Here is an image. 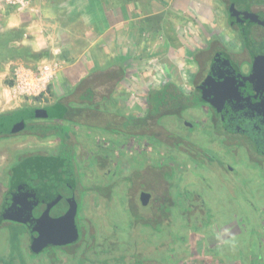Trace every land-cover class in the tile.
Here are the masks:
<instances>
[{
    "label": "rangeland",
    "instance_id": "1",
    "mask_svg": "<svg viewBox=\"0 0 264 264\" xmlns=\"http://www.w3.org/2000/svg\"><path fill=\"white\" fill-rule=\"evenodd\" d=\"M0 1H3L2 4L6 5L4 0ZM173 1L175 5L178 4L177 0ZM223 1L224 0H190L187 6L183 8L185 14H179L178 19H181L179 23H172L174 32L170 30V35L172 37L170 42L173 43L169 46H163L162 40L164 39L163 37H165V30L169 31L168 26H171V24L167 23V29H161L159 25L156 24L154 28L157 27L159 30L154 31L155 29H153L152 32L156 33L154 34L153 40H149V44L152 45L153 48V54H150V52L148 55L147 53L142 54V48H144V46H141L139 43H137L139 51L136 53L134 45L135 40L133 43L131 39H129V43L127 40H124L125 43L122 40L123 46H125V51H123L121 60L123 61L122 65L125 66V75L122 76V79L120 80L118 76L115 78V69L113 68L110 69V71L107 70L106 75L103 74L104 77L106 76L108 78L111 73L113 76L110 75L111 77H109V79L100 77L98 79H93L95 82L91 84L88 83L86 79V87L88 88V86L91 85L95 92L93 102L91 103L93 104L91 107L93 113L95 110H100V112L107 111L115 115L119 111V104H113V102H121L122 104L120 105L123 108L126 107V111L129 113L136 116L144 115L146 110V98L150 96L148 95L150 92L147 94V90L151 88L157 90L162 87L163 83H173L177 88L185 90L186 94H188L189 76L194 70V66L188 63L187 49L189 46V48H193V37L197 36V34L202 36L205 33L217 32V36H221L223 35L221 33H227V31H229L223 13ZM170 3L172 2L170 1ZM160 5L162 6L160 2H154V14L160 11ZM11 6L14 7V5ZM170 18L175 19L174 15H171ZM230 36L232 37V35ZM235 44H228L230 46L228 47L230 49L229 51H232L230 53L236 52V49H234ZM130 49L131 51H129ZM129 52L134 53L131 54ZM124 53H126V55H124ZM65 64L66 63L63 61L56 74V78L52 82L51 87L54 91H52L53 89L51 88L53 94H51L49 100L44 103L46 105L66 96L69 93L68 90L70 91L71 85L74 83V90L77 88L79 89L78 86L84 83V81H82L83 79H79L80 81L77 82V77H75L73 81V77H66L67 69H65V66L67 64ZM9 67L10 65L8 66V63L4 60L0 61V96L5 87V82L2 78H4L3 76L5 74L9 73ZM66 79L71 81L68 85H56L58 82L62 83ZM119 80L120 82H118ZM2 98H0V114L27 105L6 104ZM193 105L194 107L199 106V104ZM32 106L36 105L34 104ZM149 106L151 109V105ZM75 108L76 109L72 111L73 113L68 116V119L61 122V124H66L65 126L60 127L59 124H56L53 125L55 126L54 129L47 130L48 132L54 131L55 135L59 137L64 133L71 132V139L74 144L72 147L68 144L67 148H75V150H78L80 153L76 152V154L78 153L79 159L83 161L86 157V155L83 157L82 154L83 152L84 154L86 153L87 147L83 145V143L87 140L85 136L87 129L83 126L80 127L79 123L82 122L81 117H83V113L85 112H83V109H79L81 106ZM191 109H189V107L186 109L183 119L190 123H200L202 121V123H204V120L201 119L203 115L199 109ZM92 111H90L91 114ZM152 111L154 112V110ZM152 111L150 112L152 113ZM150 112H148L149 116ZM169 114L170 115L160 116L158 124L156 123L157 118L154 119L152 117V124H148V135L152 132L153 139H150L148 136V138H144L142 141L131 142V147L125 146L123 148L128 152V157L125 159L122 158L120 170L116 173V177L121 179V182L118 183L115 191L121 192L122 195H126V192L129 191L130 185L128 181L125 182L123 178L131 174V168H133V163H135L132 159L134 153L138 161L144 157L149 159L152 158V163L155 166L153 170L150 168L151 165L147 164V174L146 171L138 174L134 173L133 181H135L137 185L141 183L145 185V191L151 194V207H149V209H152L153 206H158L159 208V206L169 204L170 211L165 213V220L157 221L161 222V225L157 230L154 229L155 227L153 228V232L150 233L147 244L143 243L145 233L142 234L143 231H146V228H144L140 222L138 228L134 229L133 227V232H136L134 236L126 238L124 235H126L127 232L122 231V237L119 239L120 242H118V239L114 236L105 238L107 243L105 248L107 251H104L102 245H100L101 253L99 257L101 259V256L113 258L119 257L121 254H126L131 248L129 241L136 242L135 236L137 234V236L141 235L143 242L141 239L138 240L137 248L135 250L131 249L130 251H136L135 255L140 258L143 254L149 256L150 258L147 260V264H157L153 258L159 252H161L159 256L161 263H166L168 261L167 263L170 264H264V169L256 166L254 162L249 161L244 148L240 145L239 147L236 145L234 146L237 148L234 150L237 151V154L231 157L228 149L213 147L211 146L214 145L213 143H210L211 145L207 143L206 140L210 142L211 139L203 132L199 135L197 134L199 140L197 141L196 134L189 131L186 126H183L182 120L178 121L177 118L174 119L171 117L175 116L173 115L174 112ZM198 118H200V120ZM90 119L91 124L92 121L97 123V125H104L106 123L105 117L103 119L97 118L96 120L93 118ZM124 125H127V123H124ZM202 127L205 126L202 125ZM32 129L36 132L37 125L32 127L29 126L27 131L29 132ZM88 131H90L91 137H89L95 146H97V143L101 144L100 141L102 137L110 139V141L115 139L113 136H109V130H106L105 133L101 132L103 133L101 134L103 135L102 137L99 136V131L95 132L96 130H93L92 132V129ZM33 137L34 136H27L25 132L23 135L14 136L11 139H9L10 137H0V182L6 179L5 173L9 165L13 162L14 155L18 151H55L56 149L62 151L63 149L65 153L67 152L65 148L66 145H60L56 148V137H50L45 141H40ZM232 140L236 139L234 138ZM176 142L182 144V146L179 147L180 154L178 153L179 150H177L178 147L176 148V146H174ZM200 143L201 148L208 151L206 155L215 153V156L221 159L224 166L228 165V163L232 165L231 167L234 172L229 173V179H227V171L213 169L211 163L207 160L208 158L199 157L200 166L199 168H195L194 164L189 162L190 159L181 154L183 152V147L186 148L190 144L197 145ZM151 144L153 145V151L149 150V147H152ZM164 144L167 147L163 146ZM136 145H138V147ZM212 147L215 149L214 152L211 150ZM91 148L94 149L93 146ZM106 148L111 149L110 144L107 143ZM70 162H73V169L74 165L77 167L80 164L79 161L75 162V160H70ZM169 168H171V170ZM114 169L116 170L115 167ZM88 170L85 173V178L89 174L92 179L91 168ZM146 176L148 182L143 181ZM222 179L227 180L223 182ZM84 185L86 188L89 187L92 189L93 183L85 182ZM138 188L139 187L134 185L130 192L134 195ZM81 196L82 192H80V197ZM83 199L84 200L80 198V200H78V218L76 217V225L78 228L80 227L86 230L87 223L79 213L82 211L87 221H91L90 229L96 234L95 237H97V239L101 238V236L109 237L112 235V229H114L113 223H117V227L124 229V226L126 227L130 221L131 217L129 214L130 210L133 211V209L123 205L122 210L119 211V204L116 202L117 199L115 198H112L110 201L103 200V198L96 200L93 193L87 192L86 190ZM173 202L175 204H173ZM134 204L140 207L136 203ZM191 205H195L196 208L201 205L204 206L201 213L208 219L203 222V226L201 222L196 224L193 222L195 218L191 216L194 215L196 211L190 210ZM149 209L141 211L143 213H138L145 215V213L151 211ZM157 216L158 215H154L153 220ZM6 226L7 229L10 230V233H5ZM6 226L2 227L0 230V264L3 261V257H5L4 251L7 246V237L9 240V238H11V233L13 235V232H18L19 229H22L21 226L13 223H9ZM131 227L132 225L130 228ZM23 231L25 230L23 229ZM131 237L134 239L132 240ZM18 240L20 243V238H18ZM130 251L126 255L127 258L130 256ZM55 252L57 253L56 250L53 251V253ZM34 256L33 254H29L25 255V258H27L31 264H47V260L34 262ZM73 258H76V254L73 255ZM117 263L119 262L114 261L113 264ZM64 264H78V261L68 258V261Z\"/></svg>",
    "mask_w": 264,
    "mask_h": 264
},
{
    "label": "flooded vegetation",
    "instance_id": "2",
    "mask_svg": "<svg viewBox=\"0 0 264 264\" xmlns=\"http://www.w3.org/2000/svg\"><path fill=\"white\" fill-rule=\"evenodd\" d=\"M222 5L226 25L227 28H229L231 35H234L233 38L228 34L225 36H217L216 33H212L208 42L206 41L205 44H198L197 48L193 51V54L195 55L194 63L196 69L189 77V92L186 94L185 90L178 88L188 98L194 99V102H191L192 106L189 107V109H199L203 115L201 119L204 120V123H202L203 121L200 123L186 122V120L183 119V115H185L187 108L176 109L175 111L167 109L163 113V116L170 115L169 113L174 112L173 115L175 116L171 117L174 119L177 118L178 121L182 120V125L186 126L189 131L196 134L197 141H199L198 135L203 132L211 139L210 142L206 140L207 143H213L214 145L210 144L213 147L228 149L231 157L237 154V151H234L237 148L234 146L236 145L239 147L240 145L244 148L249 161L254 162L256 166L264 169V73L261 72L263 66L260 67L259 72L261 73H255L253 71L255 56L252 54V49L256 48L264 58V26L259 24V21L252 19L254 14H258L264 18V15L259 8L261 7L264 11V6L257 3H254V6H252L251 4L248 5L247 3H242V1L235 0H224ZM231 5H233V10H231ZM231 39L238 43V46L235 44L234 49H236V52L234 53H230L232 51H229L230 49L228 48L230 47L228 45V40L232 41ZM255 71L257 70L255 69ZM163 85L165 84L163 83ZM195 102L196 104H199V106L194 107L193 104ZM84 105L85 104H83L82 109L85 113H83V117H81L82 122L79 123L80 127L83 126L87 129L85 135L87 140L83 143L87 148L86 153L84 154L83 152L82 154L83 157L84 155H86V157L83 161L79 159L78 153L80 152L75 150V148H66L67 154L63 149L62 151L56 149L55 151L35 150L30 152L23 150L18 151L14 155L13 162L9 165L8 170L5 173L6 179L0 182V230L9 223L21 226V230L19 229L18 232H13V234H18V238H20L21 241L19 243L17 238L19 249L11 252L13 242L12 233L9 240L7 237V246L4 251L5 257H3L1 264H5V260H11L12 256L14 264H20L16 257L17 252H21L24 256L33 254L35 255L34 262L47 260V264H64L68 261V258L76 260L79 257L86 258V256L90 260H94V252H99V255L101 253L100 245H102L104 251H107L105 248V245L107 244L105 238L114 236L118 239V242H120L119 239L122 237V231L127 232V234L124 235L126 238L134 236L136 232L133 231L135 228L139 227V223L141 222L142 226L146 228V231L142 232V234L145 233V239L143 242L141 235L137 236L136 234L135 243L138 244V240L141 239L143 243L147 244L150 233L153 232V228L155 227L154 229L157 230L161 225V222L157 221L165 220V213L169 212L165 211V206H159V208L158 206H153L152 209H149V207H151V194L145 191V185L142 183L137 185L135 184V181H133L134 173L138 174L146 171L147 174V164L151 165L150 168L153 170L155 166L152 163V158L149 159L144 157L138 161V158L134 153L132 159L135 163H133V168H131V174L123 178L125 182L128 181L130 185L129 191L126 192V195H122L121 192L115 191L118 183L121 182V179L116 177V173L120 170L122 158L125 159L128 157V152L123 148L125 146L131 147V142L142 141L144 138H148V136L150 139H153L152 132L148 135V124H150L153 119L151 115L152 113H150V116L148 115L149 110L151 111L149 106L151 104H146L144 115L137 116L126 111V107L123 108L120 104L118 105L119 111L113 116L110 115L111 112L109 113L107 111L100 112V110H95L93 113L89 106L85 107ZM90 111H92V114ZM89 117L95 120L97 118L103 119L104 117L106 121L110 119V121H112L113 126L111 129H113V131H111L107 122L104 125H97V123L92 121L91 124V119ZM198 119L200 120V118ZM61 122L63 121L60 119H32L26 121L25 125L28 124L30 127L35 125H37V127H42L41 129L36 130V133L39 135L27 136H34L33 138L40 141H45L50 137H56V148L60 145H65L61 140L62 138L56 136L54 131L48 132L47 130L54 128L53 125L56 124L62 126L66 125L61 124ZM124 123L129 125L126 126ZM202 125L205 127H202ZM90 129H92V132L93 130H96L95 132L99 131V136L101 137L103 136L101 134L105 133L106 130H109V136H113L115 139L111 137L113 141H110V139L102 137L100 141L101 144L97 143V146H95L90 139L91 134L90 131H88ZM25 131L26 128H24L21 133L13 135L0 134V137H10L9 139H11L14 136L23 135ZM71 136L72 133L70 132V142H68L67 145L70 144L69 146L72 147L74 142L71 139ZM234 138L236 140H232ZM107 143L110 144L111 149L106 148ZM195 145L190 144L186 148L183 147V152L181 151V154L190 159L189 162L194 164L195 168H199L200 166L199 157L208 158L207 160L211 163V167L213 169L226 170L228 174L227 179H229V173L234 172L231 167L232 165L228 163V165L224 166L221 159L215 156V153L206 155L208 151L201 148V143ZM92 146L94 149L91 148ZM136 146L138 147V145ZM163 146L167 147L165 144ZM174 146H176V148L178 147L177 150H179V147L182 146V144L176 142ZM213 147L211 148L212 152L215 151ZM152 148L153 145L152 147H149V150L153 151ZM76 152L78 153L76 154ZM178 153L180 154V150ZM33 156H48L54 162H63L61 165L63 173H61L60 178L55 175V184L50 187V190H47L46 188L51 185H47L45 178L27 181L25 176L21 174L22 172H19V163L22 160L25 161ZM70 160H75V162L79 161L80 164L77 167L74 165L73 169V162H70ZM90 168L92 171V179L89 174L85 178V173ZM169 169L171 170V168ZM69 174H71L70 177L74 178L73 185H71L68 180ZM21 178L24 179V182H22ZM227 179H222V181L224 182ZM43 180L45 181L44 183H42ZM143 181H147V176ZM85 182H92V189L89 187L86 188L84 185ZM134 185L139 188L133 195L130 191ZM86 190L87 192H92L96 200L102 198L103 200L108 201L112 200V198L117 199L116 202L119 204V211L122 210L123 205L127 206V208L129 206L130 209H133V211L130 210L129 215L131 218L127 226H124V229H120L117 227V223H113L114 229H112V235L109 237L101 236V238L97 239V237H95L96 234L90 229L91 221H87L81 211L79 213L81 217L85 219L87 226L86 230H83L80 227L78 228L76 225V217L78 218V200H80V198L84 200V192H86ZM80 192H82L81 197ZM142 193L149 194L148 201L145 205L142 204L141 201ZM134 203L140 207L135 206ZM173 204L175 203L173 202ZM165 205L170 208L169 204ZM46 208H49L50 210H46ZM147 209L151 211L145 213V215L138 213ZM203 209V205L198 206L197 208L195 205L190 206V210L196 211L194 215L191 216L195 218L193 222L195 224L201 222L202 226L203 222L208 219L201 213ZM47 212L53 217L52 220L50 218L48 221ZM154 215L158 216L153 220ZM72 218L74 219L73 223L71 222ZM16 219H21L25 222H20ZM55 219L59 221L60 226H56L53 223L55 222ZM39 220L45 222L39 225L37 224ZM46 224L47 226L49 225L47 230L43 228ZM29 225L37 228L43 237L33 239ZM131 225L132 227L130 228ZM75 226H77L78 233L74 230ZM59 228L64 230L67 242L62 244L49 243L50 241L45 235H49V238L52 237L51 239L53 240L54 235H59ZM23 229L25 231H23ZM7 232L10 233V230L7 229L6 226L5 233ZM131 238L132 240L134 239L133 237ZM54 250H56L57 253H53ZM75 254L76 258H73V255ZM146 256L147 255L145 254L142 255V257ZM147 260L145 261V264H147ZM83 264L100 263L85 261Z\"/></svg>",
    "mask_w": 264,
    "mask_h": 264
},
{
    "label": "crops",
    "instance_id": "3",
    "mask_svg": "<svg viewBox=\"0 0 264 264\" xmlns=\"http://www.w3.org/2000/svg\"><path fill=\"white\" fill-rule=\"evenodd\" d=\"M24 1L27 5L21 7L20 10L16 9V5L12 7L0 1V61L4 60L11 67L15 63L31 65L48 59H61L67 64H65L66 77H73L72 81L77 77V82L83 79L84 84H87V79L91 84L95 82L93 79L107 78L103 74L106 75V71L112 68L115 69V78L118 76L120 80L122 79L125 75V66L121 61L123 51H125L124 40L128 43L129 39L132 43L135 40L136 53L139 51L137 48V43H139L144 46L142 54L147 53L148 55L149 52L153 54L149 40H153L156 32L152 30L167 29L168 23L171 26H168L169 31L165 30L162 44L163 46L171 45L173 43L170 42L172 40L170 30L173 31L172 23H179L181 20L178 19L179 14H185L183 8L190 0H177V5L173 3V0ZM155 1L162 4L160 11L156 14L153 13L155 12L153 10ZM171 15H174L175 19H171ZM156 24L159 28H154ZM212 33L217 35V32H210L201 34L203 37L199 34L193 37V48L189 46L187 49L188 63L194 66L190 76L196 69L193 51L198 44L208 42ZM229 33L230 30L221 34L230 36L231 33ZM229 43L231 45L236 43L238 46V43L233 40ZM110 75L113 76L111 73ZM110 75L107 79L111 77ZM69 82L71 81L66 79L56 85H68ZM74 84L71 85L67 95L74 91ZM153 90L152 88L147 90V94ZM147 98L146 104L148 103ZM114 103L122 104L121 102Z\"/></svg>",
    "mask_w": 264,
    "mask_h": 264
},
{
    "label": "trees",
    "instance_id": "4",
    "mask_svg": "<svg viewBox=\"0 0 264 264\" xmlns=\"http://www.w3.org/2000/svg\"><path fill=\"white\" fill-rule=\"evenodd\" d=\"M235 1H242V3H247L248 5L250 4L253 5L254 3L255 4L257 3V4H262L264 6V0H235ZM78 87L79 89L78 88L75 89L71 94L63 96L62 98L56 100L53 103H49L44 106L25 105V106L16 108L11 111L3 112L0 114V123H3L6 125V124H11L12 122L16 120H19V121L23 120L24 121L23 129L26 128V131H27L29 125L28 124L25 125V122L32 120V117L33 119H47V120L49 119L59 120L60 119L62 121H66L68 119V116L71 113H73L72 111L76 109L75 107L81 106V108L79 109H82L83 104H85L84 105L85 107L89 106L91 108L93 106V104L91 103L93 102V96L95 92L93 88L91 87V85H89L87 88L86 84L82 83ZM149 95L150 96L148 97V104H151V107H152L151 111L154 110V112L152 111V117L154 119L157 118L156 119L157 124L159 122V117L162 116L163 113L167 109H169L170 111H175L176 109L188 108L192 106L191 102H194V99L188 98L185 94L179 91L177 87H175L173 84H170V83L167 85H163L161 88L157 90H153L152 92H150ZM194 104H196V102ZM110 115L113 116V114H110ZM106 122H107V125L110 126V129H111V127L113 126L112 121H110L109 119ZM128 125L129 124H127L126 126ZM61 126L62 125H60V127ZM41 128L42 127H40V129ZM37 129H39V127H37ZM51 129H54V128H51ZM22 130L14 134L21 133ZM26 131L25 133L27 135H37L38 134L34 131V129L30 130L29 132L28 131L26 132ZM111 131H113V129H111ZM10 135H13V134H10ZM61 138H62L61 139L62 142L65 143L66 145L65 148H67L68 147L67 143L70 142L69 133H64L61 136ZM62 164H63L62 161L54 162L48 156L47 157L46 156H33V157L26 159L25 161L22 160L18 165V169H19V172H22L21 174L25 176L27 181H33V180H37L40 178H45L47 185H51V186H47L46 188L47 190H50L51 189L50 187L54 186L55 184V181H54L55 175L60 178L61 173H63V169L61 168ZM70 176L71 174H69L68 180L70 184L73 185L74 178ZM45 181L43 180L42 183H44ZM165 211L166 212L170 211V208L166 207V205H165ZM71 222L72 223L74 222L73 218ZM74 230H76V232L78 233L77 226H75ZM17 238H18V234L12 235L13 242L11 241L12 242L11 252L19 249V243H17ZM129 243L131 247L130 250L131 249L135 250L136 247L138 246V244H136L135 242L129 241ZM130 250H128L126 254L119 255V257L110 258L108 256L107 257L101 256L102 257L101 259L99 257L100 256L99 252H94L95 253L94 260H90L89 258H87V256L86 258L79 257L76 260L78 261V264H83L85 261H91L92 263H103V264H109V263L113 264L114 261L119 262L120 264H145V261L150 258L148 256L146 257L141 256V258L137 257L135 255L136 251H130ZM129 251H130V256L127 258L126 255L129 253ZM159 253H158L159 255L156 254V256H154L153 260L155 259L157 264H163L165 262H162V263L160 262L159 256L161 255V252ZM16 257L18 258L20 264H31V262L27 258H25V256L21 252L19 253L17 252ZM4 262L5 264H14L13 256L11 260L8 259V260H5ZM167 262L165 264H170Z\"/></svg>",
    "mask_w": 264,
    "mask_h": 264
},
{
    "label": "built area",
    "instance_id": "5",
    "mask_svg": "<svg viewBox=\"0 0 264 264\" xmlns=\"http://www.w3.org/2000/svg\"><path fill=\"white\" fill-rule=\"evenodd\" d=\"M7 5H16L17 10L26 6L24 0H4ZM63 61L44 60L35 64L15 63L2 80L4 103L44 106L51 96V85Z\"/></svg>",
    "mask_w": 264,
    "mask_h": 264
},
{
    "label": "water",
    "instance_id": "6",
    "mask_svg": "<svg viewBox=\"0 0 264 264\" xmlns=\"http://www.w3.org/2000/svg\"><path fill=\"white\" fill-rule=\"evenodd\" d=\"M252 6H254V4ZM259 8H260V11L262 12V14L264 15L263 9L261 7H259ZM231 10H233V5H231ZM231 15H232V13H231ZM247 15L250 16L249 14H247ZM252 19L259 21V24L264 26V18L262 16H259L258 14L257 15L254 14ZM252 54L255 56L254 57L255 64H253V71L255 73H261V72L264 73V58L260 55L258 49H256V48L252 49ZM261 66H263V67L261 69V72H259ZM255 69L257 71H255ZM32 119H33V117H32ZM23 125H24V121L23 120H20V121L16 120V121L12 122L11 124H6V125L3 124V123H0V134H14V133H16L18 131H21L23 129V127H24ZM21 179H22V182H24V179L23 178H21ZM148 198H149V194L142 193V195H141L142 204L145 205L146 202L148 201ZM46 210H50V209L46 208ZM44 213H45V211H44ZM53 215H54V213H53ZM44 218H45V215H44ZM47 218H48V221H49L50 218H51V220L53 219V217L48 212H47ZM13 220H15V219H13ZM16 220L20 221V222H25V221H23L21 219H16ZM45 220H46V218H45ZM44 222L45 221L39 220L37 222V224L40 225V224H42ZM53 223L56 226H60V223H59V221L57 219H55V222H53ZM28 224H30V223H28ZM48 226L46 224L45 227H43V228H45V230H47ZM29 229L32 232L33 239H39V238L43 237V235L41 234L40 231H38L37 228L29 225ZM47 234H48V232H47ZM45 236H46V238L49 239V241H50L49 243H51V244H62L64 242H67V237H65V232H64V230H61V229H60L59 235L56 234V235L53 236L54 237L53 240L51 239L52 237L49 238V235H45Z\"/></svg>",
    "mask_w": 264,
    "mask_h": 264
}]
</instances>
